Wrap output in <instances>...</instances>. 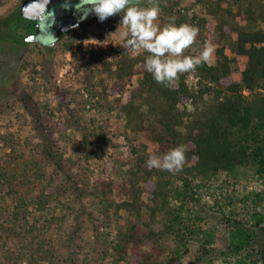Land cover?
<instances>
[{"label": "trees", "instance_id": "16d2710c", "mask_svg": "<svg viewBox=\"0 0 264 264\" xmlns=\"http://www.w3.org/2000/svg\"><path fill=\"white\" fill-rule=\"evenodd\" d=\"M183 1L160 3L157 19L161 26L172 16L177 24L198 26L189 46L197 48L211 19L217 39L211 63L166 86L146 70L145 50L132 56L113 49L109 59L104 50L78 45L73 68L85 105L99 119L90 117L84 127L76 120L56 122L62 103L51 108L35 98L40 143L21 138L23 126L0 136V264H186L187 255H194L191 264H213L212 257L264 264V28L256 26L264 25V0H193L203 15H187V7L179 8ZM19 8L2 21V43L25 44L12 33ZM69 22L74 29L82 23ZM59 25L53 48L65 53L75 39ZM100 27L101 37L113 29ZM227 51L246 58L238 81ZM82 52H88L84 63ZM42 67L29 75L31 93L61 90ZM72 127L80 137L66 133ZM53 134L69 144L70 157L64 158L68 149L57 147ZM119 136L128 155L102 161L106 147L118 149L111 138ZM178 145L186 156L180 171L147 167L150 155ZM93 160L102 161L106 176L91 179ZM84 215L98 223L87 238Z\"/></svg>", "mask_w": 264, "mask_h": 264}, {"label": "rangeland", "instance_id": "374dc122", "mask_svg": "<svg viewBox=\"0 0 264 264\" xmlns=\"http://www.w3.org/2000/svg\"><path fill=\"white\" fill-rule=\"evenodd\" d=\"M28 0H3L0 5V33L5 34L6 25L3 24L2 21H5L8 16L12 15L20 6V4L25 3ZM175 0H160V3L165 4L167 6L172 5ZM83 2V3H82ZM79 5L91 3V0H79ZM82 3V4H81ZM78 6L69 9V11L73 12L75 9H78ZM90 7V5H89ZM184 7H187L186 13L187 15L198 14L203 15L204 9L200 7V5H195L193 0H184L180 9L182 10ZM178 8V7H177ZM20 9V8H19ZM183 11V10H182ZM58 19H53L51 24L56 30V25ZM122 20V14H116L108 17L104 21H100L96 14H91L87 18L81 20V25L78 26L77 29L72 28L69 31V36H72L75 41L73 43V48L65 53L59 52L54 49V45L56 41L52 45H42L37 42H29L30 44L25 43L21 45L19 43L10 42L6 40L5 43L1 40L0 42V136L8 135L9 133H15L19 130L20 126H23V130L20 131L21 138L29 137L32 142L40 143V139L38 136H34L35 131V119L33 117V110L36 111V106L33 104L35 98L38 101H42L46 99L49 101L50 107L54 108L59 103L61 104L60 111L55 110V121H61L65 123L74 122L76 120L78 122V127L86 126L87 119L90 117L98 118L99 113L92 109L89 104L84 103V99L87 96L83 90V86L80 82H78V75L75 74V70L73 68V60L76 52L78 51V45H82L83 47H89L90 49L104 50L107 57L111 59L113 55V49H124L123 42L120 39L119 32L123 31V26H120V22ZM241 22V21H240ZM157 23L160 24V20L157 19ZM101 25L103 26H111L110 32L106 33L103 37L101 34ZM63 26V24L59 25ZM58 26V27H59ZM120 26V28H119ZM257 27L264 28V25L258 24ZM255 26V27H256ZM119 28V29H118ZM13 33V32H12ZM14 34V33H13ZM15 37L19 40L18 36L14 34ZM67 36V35H65ZM203 36L206 37V41H211L214 45H216L217 39L216 34L213 30V24L211 19H208V24L203 31ZM12 41V40H11ZM39 44L40 46L36 47L33 44ZM201 43V42H200ZM203 43V42H202ZM204 45V44H203ZM203 45L201 48L197 47H189L187 48L191 52H198L203 49ZM42 47H51V49H45ZM141 49L139 52H142ZM138 52V53H139ZM131 53V52H130ZM131 53L132 56L137 55ZM229 57L232 58V62L230 63L232 78L235 81H238L240 78V72L243 68L244 62L246 61L245 57L237 56L231 54L229 51ZM81 62H85V59L88 57V52H82L81 54ZM214 60V56L212 55L211 59L208 61L211 63ZM29 62L31 63L26 68H22L21 65ZM43 64L45 67L49 68V73L53 74V84L58 89V91H51L47 94L42 92L32 94L31 86L32 81L29 78L30 73L32 72V68L34 71L42 70ZM95 67V66H90ZM39 78H37V82L39 83ZM188 83L194 82V78L189 77L187 80ZM42 91V88H40ZM79 91V92H76ZM75 110V111H73ZM21 117L20 121L18 118ZM34 119V120H33ZM89 123H87L88 125ZM71 126V125H70ZM56 130L52 131L55 133ZM66 133H75L77 137H80L79 130H75V127L69 128L66 130ZM65 133V134H66ZM108 136L111 137V133L107 132ZM34 136L32 139L31 137ZM55 137V142L57 147L68 149L69 144L66 143L63 138L59 139L56 135H51V137ZM53 139V138H52ZM113 143L118 145V149L114 151L110 147H106L104 159L102 161H106L109 159V155L115 159L118 157H126L128 155V149L126 146V141L122 136H119L118 139L111 138ZM1 145V143H0ZM105 147L101 144V148ZM8 151V150H7ZM70 150L64 154V158L70 157ZM102 161L101 160H93L91 161V167L93 170V175L91 177L92 180L97 179L100 175L106 176V173H102ZM109 162V161H108ZM252 187V186H251ZM204 201H211L209 198H205ZM81 220L83 221V225L87 228L90 233H86L87 230H83L82 237L87 238L88 235L91 234V229L96 227L98 224L95 220L91 223H88L89 218L88 215H84ZM88 224V226H87ZM222 231V230H220ZM77 239L76 241H79ZM93 240V239H92ZM80 243V242H79ZM193 256L187 255L184 257V263L191 264L193 261ZM213 264H224L220 258L212 257L210 259ZM196 262V261H195ZM208 260L198 261L197 264H208Z\"/></svg>", "mask_w": 264, "mask_h": 264}, {"label": "clouds", "instance_id": "9594fccd", "mask_svg": "<svg viewBox=\"0 0 264 264\" xmlns=\"http://www.w3.org/2000/svg\"><path fill=\"white\" fill-rule=\"evenodd\" d=\"M81 10L85 14L95 13L100 21L122 14L120 26L124 30L119 36L123 47L133 54L141 49L150 53L145 59L146 70L158 83L166 86L178 80L180 74L194 71L208 62L215 51V45L205 41L198 55H185L184 50L193 45L200 29L188 23L177 24L174 16L161 26L157 23L162 12L160 0H93L82 5ZM185 159V147L178 145L162 155H150L146 165L149 169L177 172L182 169ZM22 264H28L27 260Z\"/></svg>", "mask_w": 264, "mask_h": 264}, {"label": "water", "instance_id": "95a60500", "mask_svg": "<svg viewBox=\"0 0 264 264\" xmlns=\"http://www.w3.org/2000/svg\"><path fill=\"white\" fill-rule=\"evenodd\" d=\"M78 4L80 3L73 4L71 0H43V2L28 0L20 7L19 14L13 22V33L23 44L37 42L42 45H52L57 39L54 23L51 24V21L56 20L60 12L74 8Z\"/></svg>", "mask_w": 264, "mask_h": 264}, {"label": "flooded vegetation", "instance_id": "af4514ba", "mask_svg": "<svg viewBox=\"0 0 264 264\" xmlns=\"http://www.w3.org/2000/svg\"><path fill=\"white\" fill-rule=\"evenodd\" d=\"M71 1L73 4H77L79 2V0H71ZM81 8H82L81 6H78V9H75L73 12H71L69 10L60 12L58 14V17H57V19H58L57 24L60 22L61 24L63 23V25L66 27V29H72L73 26H72V23L69 22L70 20L79 19V21H81V20L87 18L88 16H90L91 14H94L93 12H89V13L85 14V12L81 10Z\"/></svg>", "mask_w": 264, "mask_h": 264}, {"label": "bare ground", "instance_id": "6f19581e", "mask_svg": "<svg viewBox=\"0 0 264 264\" xmlns=\"http://www.w3.org/2000/svg\"><path fill=\"white\" fill-rule=\"evenodd\" d=\"M42 2H43V0H42Z\"/></svg>", "mask_w": 264, "mask_h": 264}]
</instances>
